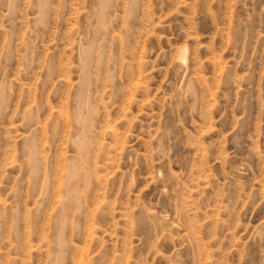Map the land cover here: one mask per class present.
Segmentation results:
<instances>
[{
  "label": "rangeland",
  "instance_id": "obj_1",
  "mask_svg": "<svg viewBox=\"0 0 264 264\" xmlns=\"http://www.w3.org/2000/svg\"><path fill=\"white\" fill-rule=\"evenodd\" d=\"M0 264H264V0H0Z\"/></svg>",
  "mask_w": 264,
  "mask_h": 264
},
{
  "label": "bare ground",
  "instance_id": "obj_2",
  "mask_svg": "<svg viewBox=\"0 0 264 264\" xmlns=\"http://www.w3.org/2000/svg\"><path fill=\"white\" fill-rule=\"evenodd\" d=\"M182 52H183V50H181ZM183 54V53H182ZM181 57H183V56H181ZM185 58V57H184ZM85 80V79H84Z\"/></svg>",
  "mask_w": 264,
  "mask_h": 264
}]
</instances>
